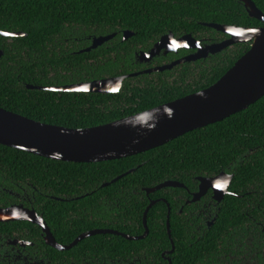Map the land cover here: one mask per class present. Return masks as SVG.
Returning <instances> with one entry per match:
<instances>
[{
	"label": "trees",
	"instance_id": "1",
	"mask_svg": "<svg viewBox=\"0 0 264 264\" xmlns=\"http://www.w3.org/2000/svg\"><path fill=\"white\" fill-rule=\"evenodd\" d=\"M264 15V0H250ZM205 24L264 27L238 0H0V108L24 118L68 129L108 124L199 92L214 84L249 49L237 43L214 55L162 72L142 73L170 64L192 51L152 58L148 52L164 35H190L201 45L228 36ZM123 32L132 35L123 39ZM113 37L84 50L93 38ZM137 74L115 94L49 92L62 87ZM232 175L228 194L213 209L212 226L188 212L178 214V197L195 192L198 177ZM172 181L183 188L145 189ZM82 239L67 251L47 246L37 225L0 223V235L32 242L27 258L42 264H117L161 253L170 264H264V96L220 122L187 132L134 156L100 163L45 159L0 145V208L22 204L42 218L54 240L68 245L93 230H111ZM168 205V206H167ZM169 208L168 226L166 216ZM198 223V224H196ZM172 242V245L170 244ZM241 259L248 261L244 263ZM142 262V261H140ZM4 264L6 260L4 259ZM19 264H25L20 262ZM29 264V263H26ZM163 264H168L164 262Z\"/></svg>",
	"mask_w": 264,
	"mask_h": 264
},
{
	"label": "water",
	"instance_id": "2",
	"mask_svg": "<svg viewBox=\"0 0 264 264\" xmlns=\"http://www.w3.org/2000/svg\"><path fill=\"white\" fill-rule=\"evenodd\" d=\"M238 1L243 4L249 17L264 24V15L250 0ZM205 26L226 34L228 38L220 43L201 45L190 35L175 39L171 34H167L162 36L148 52L140 53L137 58L141 62H149L160 53L164 55L170 52L176 53L179 49L193 51L170 64L142 73L162 72L176 65L204 59L237 43H250L248 51L208 88L108 124L84 129H68L43 124L0 108V145L49 160L100 163L134 156L160 147L187 132L220 122L246 109L264 96V27L239 28L216 24H205ZM131 35L129 32H123V39ZM0 36L7 38L22 34L0 31ZM112 37L113 35L93 38L91 45L84 51L95 49ZM136 75L130 74L62 87L26 86V88L63 93L115 94L120 90L124 79ZM231 179L232 175L223 172L214 177H198V192L194 194L193 200L209 189L213 192V199L217 203L221 202L228 194L227 188ZM164 188H183V185L166 181L145 189V193L148 195ZM154 203L151 201L144 210L142 217L144 234L139 238H131L111 230H93L79 235L68 246H62L54 241L46 224L34 209L26 208L21 204L0 208V223L26 221L37 225L44 235V243L62 251L96 234H113L127 240L145 237L146 214ZM168 217L169 208L166 216V229L169 233Z\"/></svg>",
	"mask_w": 264,
	"mask_h": 264
},
{
	"label": "flooded vegetation",
	"instance_id": "3",
	"mask_svg": "<svg viewBox=\"0 0 264 264\" xmlns=\"http://www.w3.org/2000/svg\"><path fill=\"white\" fill-rule=\"evenodd\" d=\"M187 51H191V50H187ZM191 53H193V51ZM191 53H188V54H191ZM188 54H186V55H188ZM182 57H184V56H182ZM136 58H137V56H136ZM137 61L139 63H144L146 65H148L150 63V61L149 62H144V61L141 62V61L138 60V58H137ZM146 70H149V69H146ZM196 182H197V186H196V191L195 192H192V193L187 192L186 196H179L178 197V203H180L178 214H181L185 208L189 207L190 209H189L188 212L190 213V216L191 215H195V218H196L195 222L197 220H199L200 223H204V225H193L194 226L193 227V233L195 235L198 234L200 236H203L202 232L204 230L209 229L212 226L213 209L220 202L217 203L213 199V192L211 190H209V189L206 192H204L199 198L193 200L194 194H196L198 192L199 182H198L197 179H196ZM227 191H228V188H227ZM13 205H19V204H13ZM196 224H198V223H196ZM261 231L264 233V228H262ZM41 235H42L43 241H44V235H43L42 231H41ZM79 242H77V243H79ZM170 244H171V242H170ZM59 245H61V244H59ZM68 245H62V246H68ZM32 246H33L32 242H28L26 240L18 239V238H16V234H13V238H9V237L6 238L4 235H0V264H4V259L6 260L7 264H19L20 262H23L25 264L26 263H29V264H42V262L39 261L36 257H33V258H27L26 257L27 256L26 248L27 247H32ZM62 251H67V250H62ZM172 251H173V247L171 248L170 251L161 253L160 260L158 261V263L159 264H163L164 262H168V264H170V260L168 258V255L171 254ZM155 259L149 258V257L148 258L142 257L141 260L140 259H136V260L135 259H130L129 262L127 260H125L124 263H120V264H155L153 262V261H155ZM241 260L244 263L248 262L245 259H241ZM140 261H142V262H140ZM218 261L223 263L220 258L219 259L217 258V262ZM219 262H218V264H219ZM48 264H50V263H48ZM62 264H70V262L69 263L64 262ZM71 264H84V262L80 259V260H77V262H72ZM102 264H117V262L113 258H109V259L106 258L105 261Z\"/></svg>",
	"mask_w": 264,
	"mask_h": 264
}]
</instances>
